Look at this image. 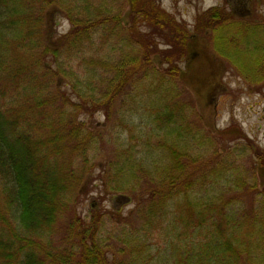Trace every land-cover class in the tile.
<instances>
[{"label":"trees","instance_id":"1","mask_svg":"<svg viewBox=\"0 0 264 264\" xmlns=\"http://www.w3.org/2000/svg\"><path fill=\"white\" fill-rule=\"evenodd\" d=\"M116 1L0 0V264H264V151L251 174L238 171L174 95L181 63L206 38L245 82H263L264 14L218 5L172 26L155 0ZM126 89L153 106L149 139L125 108L113 137L87 123L109 121ZM232 131L243 137L236 124L216 133ZM94 185L136 204L133 223L114 222L119 257L100 235L106 210H78Z\"/></svg>","mask_w":264,"mask_h":264},{"label":"rangeland","instance_id":"2","mask_svg":"<svg viewBox=\"0 0 264 264\" xmlns=\"http://www.w3.org/2000/svg\"><path fill=\"white\" fill-rule=\"evenodd\" d=\"M155 3L159 6L161 12H164L165 17L167 16L166 18L169 21L166 20V22L169 25L172 24V26L173 23H180L192 27L198 14L218 5L225 6L228 12L235 17L250 19L252 15L264 14V4L258 0H155ZM118 5L126 7L127 4L125 0H117L116 6ZM166 22H161V24L164 25V29H169ZM68 25L67 21H62L57 29L59 32H65L68 29ZM146 26L141 25L138 32L140 34L151 33L153 29ZM154 34L158 37L160 33L154 31ZM159 43H161L160 40ZM109 44H114V41ZM106 46L112 50L110 48L111 45L105 44ZM174 49L173 47L172 50ZM189 57L190 59L187 63H181L183 76L176 79L179 88L175 90L174 95L177 97L175 99L179 103H183V107H187L184 113L188 115V121L202 126L205 138L209 133L214 134L213 137L218 142L216 144L217 150L219 149L222 154L221 158L229 157L233 159L235 161L233 167L243 173L248 171L251 174L250 169L257 160L254 152L264 151V78L263 82L259 84L245 82L242 77L232 68L227 67L225 62L211 50L209 38H206L205 41L201 40L196 52ZM119 58L120 55L118 54L115 60ZM156 64L161 68L166 67L161 63ZM138 77L141 79L140 76ZM197 84H200L201 87L194 88L193 85ZM128 88L130 87L128 86ZM127 93H129L127 97L131 98L133 95L132 99L137 102H131V105L126 106L128 102ZM206 94L207 96H205ZM145 95L144 92L135 91L134 93L126 89L118 97L117 103L111 111L109 121H106L104 114H97L93 118H88L87 123L93 124L92 127L103 130L113 127L112 131H115L111 134V137H113V135H117L121 131V126L117 122V114L120 113V108H125V111L127 113L130 112L129 114L132 115L133 124H138V136L140 132H143L142 136L149 139L151 134L148 133L146 128H153V115L150 113L155 114V112L153 106L151 105V108L150 103L145 101ZM145 107H147V111L144 109ZM231 124H236L240 128L243 137L237 138L238 135L232 137L235 134L234 131L227 135L216 133V131L219 132ZM223 135H231V138H236L231 141H222L224 140L221 137ZM118 137L120 138L119 141L126 138L122 133ZM109 140L110 138L108 137V141L104 145L106 148L104 154H106L105 152H111L113 149V145ZM126 140H129L128 137L125 142ZM207 155H210V152ZM97 172L95 171V174H98ZM99 190L100 188L94 185L91 193L87 197L85 196L79 204L78 210L83 217L90 215L94 209L106 210L105 219L107 223L103 228L104 232L101 230L100 235L107 242L109 259H112L114 258L113 255L119 257L121 252L117 250L123 247L122 243L117 242V238L122 236V234L120 231H113L114 222L122 223L124 227H126L125 224L128 222L133 223L131 221L133 216L130 214L136 208V204L127 196L106 195L102 197ZM152 251L155 254H163L161 243L154 241ZM125 257L124 255L122 258L125 259Z\"/></svg>","mask_w":264,"mask_h":264}]
</instances>
